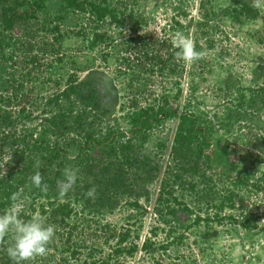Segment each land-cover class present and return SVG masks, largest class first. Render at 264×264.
Instances as JSON below:
<instances>
[{"label":"rangeland","instance_id":"1","mask_svg":"<svg viewBox=\"0 0 264 264\" xmlns=\"http://www.w3.org/2000/svg\"><path fill=\"white\" fill-rule=\"evenodd\" d=\"M44 1L10 27L0 6V179L20 185L26 213L55 198L73 208L66 223L43 215L56 236L29 264H264V12L252 0H91L104 14ZM177 31L206 57L177 62ZM165 100L177 114L134 126ZM64 110L74 127L60 133L50 120ZM182 112L210 142L189 159L174 148ZM55 141L79 169L62 198L63 171L42 173L44 193L19 170Z\"/></svg>","mask_w":264,"mask_h":264},{"label":"trees","instance_id":"2","mask_svg":"<svg viewBox=\"0 0 264 264\" xmlns=\"http://www.w3.org/2000/svg\"><path fill=\"white\" fill-rule=\"evenodd\" d=\"M239 1V0H235ZM28 0H0V6L2 10V16L7 17L9 13L10 16L8 19H6L7 26L10 27L12 25V22L14 18H21V19H26L28 14L32 16H36L38 18V11L42 10L45 12V1L44 0H34L33 1V7L30 9H20L21 5L27 4ZM65 3V8H70V9H77V10H84L85 5L87 4L90 6V8L94 10H100L103 11V14L108 11V8L106 7H101V5H97L96 1H91V0H64ZM247 4V2L245 3ZM31 24H29L30 26ZM32 26V25H31ZM58 29V27H56ZM43 46L46 47L48 46L47 43L48 41L45 40L43 36ZM24 62L26 63H31L34 61H37V55L36 54H28L27 57L24 58ZM74 77L76 74L73 75ZM72 81H74L72 79ZM89 84L90 88H92L90 82H85L84 84ZM70 88L71 90L74 91H79V88L77 86H73ZM90 97V96H88ZM168 100H165L163 104L158 106V108L155 109H148L146 111H142L138 113L137 117L133 120L134 121V126L137 127H146L149 126L153 123H159L163 118L168 117L169 115L172 114H177L178 111H170L167 108ZM66 110L63 111V113L56 114L55 116L52 117L50 120L51 123H53V127H55L57 130H59L60 133H65V131H71L74 127V125L70 124L68 114L65 112ZM70 111V110H68ZM75 120L76 123L78 124V128L84 129V125L81 123V120L83 119L82 114L75 115ZM179 124L177 127V133L175 137V146L174 148L176 149L178 154L181 155V157H184L185 159H189V156L187 157V153L190 155L195 154L193 152L194 150V144L198 145V150H197V155L202 154L205 152L206 147L210 145L209 142V136L207 133H205V129L201 126L200 128L197 127V124L199 122V119L197 116H194L193 114H190L188 112H182L179 114ZM75 124V122H74ZM53 130H55L53 128ZM87 142L86 144L89 145V141H92V135L88 134L86 136ZM129 148L132 146L128 144ZM66 154V150L57 142L55 141L52 145H48L46 148L40 146L39 147V153L36 159L30 160L25 166L22 168H19L21 170V173L24 174L25 181H29L30 177L34 175L37 171L42 173H47V175L50 177L51 180H54L55 182L58 180V176L61 174V172L64 170V168L67 166L64 160H60L63 155ZM40 162L39 168L36 167V162ZM184 162V161H183ZM195 164V163H194ZM53 165V166H52ZM190 165V164H189ZM193 165V164H192ZM51 166V169H50ZM53 174V175H52ZM52 177V178H51ZM20 185H14L10 183L9 181L5 179H0V214L2 210L12 204L11 200V195L14 192H19ZM2 191V192H1ZM86 201L88 197L86 194L84 195ZM42 215H48L54 219H58L60 216L63 218H60V221L65 222L66 218L69 217L72 212L73 208L70 206L69 201L65 202H60L58 199L54 200H49L46 204H42ZM47 206V208H45ZM31 213H26L25 210L23 209L21 212V218L22 219H30L31 218ZM51 221V219H50ZM66 223V222H65ZM244 226H248L249 224H246L245 222L243 223ZM73 229H71V232ZM71 232L69 233L70 236L68 237V241H70L71 237ZM9 236L5 238V240H8ZM53 244L49 246L51 248ZM7 245H2L0 246V253L3 255L0 257V264H13V261L10 260V258L7 255L6 248ZM70 247V246H69ZM69 247L67 249H69ZM76 254V252L74 253Z\"/></svg>","mask_w":264,"mask_h":264},{"label":"clouds","instance_id":"3","mask_svg":"<svg viewBox=\"0 0 264 264\" xmlns=\"http://www.w3.org/2000/svg\"><path fill=\"white\" fill-rule=\"evenodd\" d=\"M251 7L264 12V0H252ZM171 43L178 49L174 54L177 62L192 64L204 59L207 55L206 51H197L193 40L182 32L177 31L171 38ZM39 166L40 162L37 161L36 167L39 168ZM78 173V168H64V179L58 183V194L61 198L74 188ZM30 180L36 188L47 193L48 185L42 183L39 171L32 175ZM96 195L95 186L86 193V196L92 199H95ZM25 199L22 192L12 193L11 206L0 214V246L4 244L5 238L11 235L12 243L6 248V252L13 264H29L37 258L45 257L56 236V227L48 224L46 217L39 211L32 214L28 220L21 218Z\"/></svg>","mask_w":264,"mask_h":264}]
</instances>
